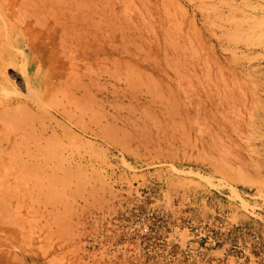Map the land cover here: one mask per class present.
I'll return each instance as SVG.
<instances>
[{"label":"rangeland","instance_id":"374dc122","mask_svg":"<svg viewBox=\"0 0 264 264\" xmlns=\"http://www.w3.org/2000/svg\"><path fill=\"white\" fill-rule=\"evenodd\" d=\"M0 3V264H264V0Z\"/></svg>","mask_w":264,"mask_h":264},{"label":"bare ground","instance_id":"6f19581e","mask_svg":"<svg viewBox=\"0 0 264 264\" xmlns=\"http://www.w3.org/2000/svg\"><path fill=\"white\" fill-rule=\"evenodd\" d=\"M25 2V1H24ZM1 4V3H0ZM30 5V4H29ZM33 5V4H32ZM25 8V7H24ZM26 10V9H25ZM29 10V8H28ZM7 12V11H6ZM41 16V15H40ZM48 16V15H47ZM46 16V17H47ZM16 18V17H15ZM17 20V19H16ZM38 23V22H37ZM13 25V24H12ZM11 25V26H12ZM45 25V24H44ZM16 26V25H15ZM21 26V25H20ZM14 28V27H13ZM49 28V27H48ZM131 29V28H129ZM2 33V32H1ZM43 33V32H42ZM125 34V33H124ZM140 38V37H139ZM41 40V39H40ZM136 40V39H135ZM146 40V39H145ZM134 41V40H133ZM120 46V45H119ZM118 47V46H117ZM122 47V46H121ZM28 49V48H27ZM35 49V48H34ZM32 50V49H31ZM122 50V48H121ZM19 53V52H18ZM14 55V54H13ZM16 57V56H15ZM100 57V56H99ZM122 61V60H121ZM115 63V62H114ZM96 66V65H95ZM98 66V65H97ZM96 66V67H97ZM95 67V68H96ZM40 68V66H39ZM98 69V68H97ZM103 69V68H102ZM36 70V69H35ZM105 70V69H104ZM98 71V70H97ZM55 72V71H54ZM86 72V71H85ZM96 72V71H95ZM105 72H107L105 70ZM110 72V71H108ZM49 75V74H48ZM112 75V74H111ZM40 76V75H39ZM61 76V75H60ZM64 76V75H63ZM62 76V77H63ZM86 76V75H85ZM101 76V75H100ZM108 76V74H107ZM67 77V76H66ZM101 78V77H100ZM7 79V78H6ZM32 77H27V85H28V91L26 93V96H28L29 98L31 97L30 94L32 95V91H31V80ZM122 79V77L120 78ZM132 79V78H131ZM43 80V79H42ZM66 80V79H65ZM74 80V79H73ZM102 80V79H100ZM113 80V79H112ZM35 81V80H33ZM50 81H51V87L49 89L48 92H46L45 94H47V96L42 92V95L41 93L40 94H36V92L34 94L36 95H32L33 97V102H31V104L29 102H25V101H22L20 98H16L12 103L13 105L16 106L15 109H26V110H29V111H32L34 109V107L36 108H41L42 105L44 104L45 105V102H49L48 100L51 99L49 98L48 96H51L52 94L54 93H57L56 92V87L58 85V77L54 74L51 73V77H50ZM107 81V80H106ZM127 81V80H126ZM125 81V82H126ZM141 81V80H140ZM147 81V80H145ZM42 82V81H41ZM71 82V81H70ZM109 82V80H108ZM95 83V82H93ZM113 83V82H112ZM120 83V82H119ZM38 84V83H37ZM67 85V84H66ZM96 85V84H94ZM114 85V84H113ZM35 86V85H34ZM75 86V85H74ZM70 87V86H69ZM101 87V86H100ZM68 88V87H67ZM83 88V87H82ZM147 88V87H146ZM36 89V88H35ZM77 89V88H76ZM145 89V88H144ZM44 90V88H43ZM83 90V89H82ZM141 90V89H140ZM73 92V91H72ZM76 92V91H75ZM47 97H48V100H47ZM58 97V96H57ZM62 98V97H61ZM53 99V98H52ZM56 99V98H55ZM54 100V99H53ZM65 100V99H64ZM12 101V100H11ZM11 104V102L9 103ZM82 104V103H81ZM77 100H67L65 102H63V100H58V101H55V104L54 105H51L50 106V110L49 112L52 113L54 116H56L57 118H61L63 119L64 121H67L71 127L73 129H76L78 130V132H82L83 135H87L88 133L94 137H97L100 135V133L102 132V130L98 127L96 128L95 130H91L90 132H87L84 128V126L82 125V120L85 116H87V112H86V109L82 107L81 105ZM47 105V104H46ZM10 106V105H9ZM48 106V105H47ZM9 107L7 106L6 104V109L7 110ZM43 111V110H42ZM42 114V113H41ZM47 114V113H46ZM50 115V114H49ZM34 117V116H33ZM32 116L29 117V118H26L23 120V123L25 126H31L34 124L35 120ZM89 117V116H88ZM91 117V116H90ZM105 117V116H104ZM86 119V118H85ZM5 121V118H4V115L2 114V112H0V123H3ZM55 121V120H54ZM86 123V122H85ZM99 124V123H98ZM1 125V124H0ZM89 129V128H88ZM13 133V132H12ZM91 136V137H92ZM26 144L25 145H28V147H32V145L29 144L30 141H35L36 140V136H35V133L34 132H31V133H28L27 137H26ZM11 139L7 136H0V147L2 146L3 143L5 144H11L10 143ZM3 162V159L0 158V163Z\"/></svg>","mask_w":264,"mask_h":264}]
</instances>
